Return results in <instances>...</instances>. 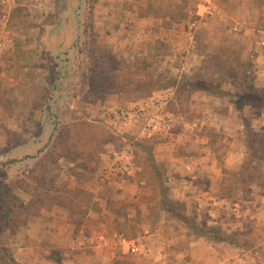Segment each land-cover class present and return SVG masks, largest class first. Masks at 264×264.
I'll use <instances>...</instances> for the list:
<instances>
[{
    "label": "rangeland",
    "instance_id": "1",
    "mask_svg": "<svg viewBox=\"0 0 264 264\" xmlns=\"http://www.w3.org/2000/svg\"><path fill=\"white\" fill-rule=\"evenodd\" d=\"M98 1L73 0V12L65 9L66 0H11L6 9H0L7 33V53L0 68V205L10 194L27 205L30 194L17 187L26 184L27 174L39 173L43 167L44 184L51 179L57 187L73 185L71 168L79 162L60 159L55 163L48 160L49 152L62 126L74 120L99 123L114 141L98 151L97 170L116 169L137 186L133 200L125 197L108 205L116 217L110 219L107 231L126 240L142 239L147 248L146 256L131 255L120 264H194L187 240L192 236H206L217 247L227 243L232 259L250 258L249 251L261 243L258 233L264 231V160L248 162L254 175L245 174L242 166L249 150L243 129L247 124L251 131L264 134V106H237L222 95L237 89L220 83V66L211 62L218 47L209 51L204 46L209 37L204 30L224 22L219 15L197 7L204 4L202 0H158L162 5L151 12L147 11L149 2L141 0L144 14L167 15L183 26L181 36L173 37L175 42H156L152 52L142 49L140 54L145 51V55L131 58L114 50L106 42L109 32L97 27L102 21L96 18ZM118 1L114 9L130 5ZM226 2L232 6L228 23L233 30L241 15L236 0ZM245 5L254 6L248 15L254 28L264 29V0H248ZM193 22L199 28L189 30ZM189 32L197 41L195 49ZM211 36L212 43L232 41L225 48L245 61L240 66L250 64L247 71L253 86L264 91V77L250 58L243 57L239 39L233 33L223 40ZM193 52L203 54L204 59L193 61ZM168 55L174 56L171 62ZM185 57L189 68L183 70ZM97 74L117 77L122 83L133 80L135 85L163 76V83L175 80L182 90H157L143 98L150 88L141 85L134 91L131 86L125 90L129 96L98 100L94 92L99 87ZM184 78L203 79L220 90L217 95L207 91L188 95L183 90L186 84H181ZM146 143L153 152L144 149ZM115 153L119 154L116 159ZM73 218L82 223L79 214ZM182 237H187L183 243ZM2 250L11 257L8 250Z\"/></svg>",
    "mask_w": 264,
    "mask_h": 264
},
{
    "label": "crops",
    "instance_id": "2",
    "mask_svg": "<svg viewBox=\"0 0 264 264\" xmlns=\"http://www.w3.org/2000/svg\"><path fill=\"white\" fill-rule=\"evenodd\" d=\"M126 1H129L130 5L128 7L130 6L131 10L128 7H117V5V8L114 9L113 4H116V0H99L95 7L96 18L101 17L102 20L97 23V27L104 32H109L106 42L114 50L119 51L120 49V52H124L131 58L137 57L142 54L145 55L147 50L152 52L151 49L154 48L156 42L167 44L170 41H176L173 37L178 38L181 36L180 31L183 22L170 20L167 15L158 18V14L155 15V13L144 14L141 9V0ZM226 1L229 0H209L207 5L202 0L204 4H197V7H202L204 10L205 7L210 6L213 9V15H219L220 21L224 22L216 27L210 26L204 30L207 31L209 36V42L206 41L204 46H208L209 51L215 46L225 48L229 44L228 42L232 43V41L212 43L211 35H218L217 37H221L223 40L224 36L228 37L233 33V37L238 38L239 44L244 47L242 48L243 57L250 58L254 68H258L259 73L264 77V29L254 28L255 25L248 19V15L254 9V6L245 5L248 0H236V8H238L241 19L235 21L237 25L232 30L231 23H228L231 20L228 16L232 6L231 3ZM107 2L111 5L109 6ZM146 2H149L147 3L148 12L162 5V1L158 2V0H147ZM65 3L67 11L72 8L73 12L76 9L75 6L72 7L73 0H66ZM0 9L6 8L0 6ZM59 13L60 11L57 12V14ZM2 14H0V17L3 16ZM198 15L200 14L198 13ZM126 22L129 25H126ZM196 28H199L196 22L188 24L189 30H195ZM177 33L180 34L176 36ZM191 35L189 32L188 39L192 48L195 49L197 41L193 42L194 39L191 38ZM172 45L175 44L172 43ZM142 49H145V51L140 54ZM204 57L203 54L198 52H193L191 56L193 61L195 59L197 62L203 60ZM167 58L171 62L174 56L168 55ZM188 62L189 59L186 58L183 70L189 68ZM118 156L119 154L115 153V159ZM121 173L123 172L116 171V169L105 167L100 169L99 167L97 172L89 174L86 179L80 180L71 175L73 185H69L67 188H81L88 192L91 197L89 202L91 208L82 217V223H75L73 216H70L66 209L53 206L45 212L29 216L14 234L8 231L3 232L0 235V247L8 250L11 253V258L17 264H120L121 260L128 259L131 255L126 252L125 246H122L121 249L112 238L115 233L107 231V226L111 222L110 219L114 220L116 217L109 210L110 206L108 207V205L114 203L115 199L123 200L126 197L133 200L137 196L136 184H130L127 181L129 177L124 179V173ZM80 181L86 182L87 186H80L78 183ZM106 207L107 211H105ZM105 213L112 218L103 217L102 214ZM258 234L261 243L253 246L249 251L251 257L249 256L250 258L246 260L242 258L232 259L230 256L231 248L227 243H222L217 247L206 236H204L205 238L192 236L188 239L186 237V239L188 240L189 252L195 258L194 264H264V231ZM186 239L182 237V243ZM134 241H137L140 245L137 256H146V244H143L142 239ZM121 250L123 251L121 252ZM51 255L58 256L59 263H56Z\"/></svg>",
    "mask_w": 264,
    "mask_h": 264
},
{
    "label": "trees",
    "instance_id": "3",
    "mask_svg": "<svg viewBox=\"0 0 264 264\" xmlns=\"http://www.w3.org/2000/svg\"><path fill=\"white\" fill-rule=\"evenodd\" d=\"M137 62H139V60H136V63ZM146 62L147 61L144 60L140 63ZM211 62L220 66V77H218L220 83L230 84L237 89L234 93L223 91L222 95L231 98L233 100L232 103L237 106H247L250 109L256 106H264V95L262 94L264 91L253 86V82H251L252 80L247 71L250 64L244 67L240 66L243 65L245 61L240 60L232 51L223 47L218 48L217 51L212 54ZM101 71L103 72L102 75H106L103 70ZM95 72L97 73L98 71ZM192 74H195V72ZM97 75L96 79L99 83V87L94 92L98 100L109 95L129 96L131 93H127L125 90L127 87L130 88L131 86H134L131 87L134 88V91L141 85H146L150 88L147 93L142 96L143 98L149 97L151 92L157 90H182L179 88V83L177 84L175 80H169L168 83H163L164 79H166L163 76H155L149 78L148 83L135 85L133 80L122 83V80L117 77L109 78L108 76H104L101 78L100 74ZM193 78H184L181 81V84H186L183 90H186L185 93L188 95H192V93L198 91H207L213 95H217V91L220 90L219 85V87H214L213 89L209 87L203 79L193 81ZM137 94L142 95L140 92H137ZM103 128L104 126L99 125V123L79 120H74L66 124V126H62L54 141L53 150L49 152L48 160H54L55 163L60 159H64L67 162L78 161V167L73 168L74 170L71 168V175L80 180L86 179L89 174L95 173L98 168L100 161L98 158V151L114 141L113 137L106 135V131ZM243 130L245 137L244 143L249 153L242 167L245 169V174L251 176L254 175V172L250 171L248 168V162L254 163L255 161L259 164L264 160V134L251 131L247 124H244ZM141 143L137 146L139 147ZM259 145L261 148H259ZM144 149L152 152V148L149 147V145L147 146V143ZM44 168L45 167L39 169V173L33 174L31 172L27 174L26 184H21L17 187L23 192L30 194V200L27 205H23V203L12 194L1 200L0 235L5 231L14 234L17 228L25 222L29 216L39 214L40 209L44 207L59 206L67 209L71 216L79 214L81 217H84L89 208H91L89 205L91 197L85 190L81 188L68 189L67 187H57L54 182H51V179H49L50 183L44 184L47 176ZM40 178L42 179L41 181H39ZM2 251L0 247V264H17L11 257L5 255ZM53 260L59 263L58 258H53Z\"/></svg>",
    "mask_w": 264,
    "mask_h": 264
},
{
    "label": "built area",
    "instance_id": "4",
    "mask_svg": "<svg viewBox=\"0 0 264 264\" xmlns=\"http://www.w3.org/2000/svg\"><path fill=\"white\" fill-rule=\"evenodd\" d=\"M207 5L209 4V0H203ZM11 2V0H0V6L4 7L7 6L9 3ZM206 14H212L213 13V9L210 6L205 7V11ZM7 33H6V17L5 15L0 17V68H1V64L4 58V54L6 52V45L5 42L7 40L6 38ZM112 238L118 242L121 246H125L126 247V252L130 255H135L137 253H139L140 251V245L137 241L134 240H126L125 238H123L122 236H120L119 234H113Z\"/></svg>",
    "mask_w": 264,
    "mask_h": 264
},
{
    "label": "water",
    "instance_id": "5",
    "mask_svg": "<svg viewBox=\"0 0 264 264\" xmlns=\"http://www.w3.org/2000/svg\"><path fill=\"white\" fill-rule=\"evenodd\" d=\"M78 34V32H76Z\"/></svg>",
    "mask_w": 264,
    "mask_h": 264
}]
</instances>
